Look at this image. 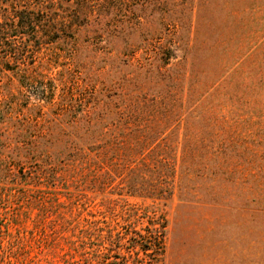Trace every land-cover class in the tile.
Returning a JSON list of instances; mask_svg holds the SVG:
<instances>
[{"label":"rangeland","instance_id":"1","mask_svg":"<svg viewBox=\"0 0 264 264\" xmlns=\"http://www.w3.org/2000/svg\"><path fill=\"white\" fill-rule=\"evenodd\" d=\"M0 1L1 18L8 5ZM35 1L45 12L67 6L92 12L71 32L51 33L53 39L39 31L22 35L19 27V37L0 45V55L9 45L19 48L18 64H0V264H86L95 259L84 249L91 246L83 239L89 228L143 234L153 214L167 223L161 264H264V212L253 213L246 194L255 180L247 174L264 173V0H112L115 14L98 15V24L104 0ZM182 3L189 12L180 10ZM111 27L115 36L105 34ZM177 32L186 53L193 52L180 86L171 87L180 89L177 120L155 151L171 158L170 194L151 201L127 194L118 173L96 181V166L68 147L67 124L84 116L92 96L133 90L134 84L108 79L153 58ZM217 33L223 52L211 54L206 43ZM107 53L131 64L111 65ZM180 54L173 50L169 63ZM138 78L140 87L149 79ZM220 143L228 146L225 154L216 151L210 162L209 151ZM114 149L111 159L123 154ZM217 165L230 172L227 179L205 187L198 179L186 193L183 170L212 177Z\"/></svg>","mask_w":264,"mask_h":264},{"label":"trees","instance_id":"2","mask_svg":"<svg viewBox=\"0 0 264 264\" xmlns=\"http://www.w3.org/2000/svg\"><path fill=\"white\" fill-rule=\"evenodd\" d=\"M6 1L8 9L1 12L0 18V45L11 37H19V27L22 35L28 33L34 35L39 31L43 36H50L53 39L54 36H51V33H56L57 30L64 32L65 29H69L71 32L73 25L80 26L82 25L81 21L86 23L87 15L92 12L91 8H89V12L85 13L80 9L70 11L71 9L67 5L61 12H57V10L45 12L43 9L33 6L35 0ZM186 1L189 3L190 0ZM104 2L106 10L98 9L95 12L94 22L97 24L101 21L98 18L100 15L113 17L112 15L115 14L114 2L112 0H104ZM175 2L176 0H170L172 5ZM186 7L187 5L182 3L180 10L189 12ZM230 15L234 18L238 17V12H230ZM110 29L109 32L105 31V34L115 36L112 32L115 28L111 27ZM102 31L103 29L99 33L101 34ZM178 34L179 32L174 34V41L160 45L159 51L155 52L153 58H146L144 61L134 64V69L125 75L124 73L117 74L120 77H116L114 81L108 79L115 86L116 81L120 79L123 84H134L133 90L126 88L118 91L111 90L114 91L113 94L101 99L96 95L93 99L92 96L91 100L94 101L84 116H81L80 119H72L67 124V127L70 128L68 147L72 152H84V160L90 161L96 166V181L103 175H106V180L109 181L112 176L118 173V176H122L121 179L126 183L124 186L127 194L147 198L151 201H160V199L168 197L174 173L170 156L166 152L163 157L157 156L155 151L159 148L158 138L166 130L174 127L173 125L177 120L180 89H171V87L172 85L180 86L187 54L193 52V48H190L189 52L186 53L185 39ZM218 38L219 33L215 34L212 40H207L206 48L209 53L223 52L225 41ZM172 46L173 48H171ZM176 49L181 50L180 59L171 65L169 60L173 50ZM109 54L107 53L108 58H111V65L120 62L124 66L131 64L129 61L128 64L126 60L115 56L111 57ZM17 56H19V48L9 45L0 55V64H7L9 59L18 64L19 58ZM110 71H114V68H111ZM110 71L107 70L106 74L111 73ZM140 73H143L146 79L149 78L143 84V87L146 88L137 84ZM215 83L216 81L213 82L212 87ZM155 126H163L164 128L153 130ZM118 135H121L120 138ZM206 138L210 139L211 137ZM80 141H85V143L81 145L79 144ZM106 144L109 146L105 147ZM207 145L212 150L213 145ZM114 146H118L123 154L117 155L118 158L111 159L109 154L115 151ZM227 147L222 143H220L219 148L216 145L213 152L209 151L211 157L208 160L212 162L216 159L214 157L216 151L225 154ZM220 158L219 155L218 163L223 162ZM188 161L192 162L190 157L187 159L186 165H188ZM226 172L221 165H217V169L211 171L212 177H208L204 171V174H201L199 169L193 171L187 167L182 173V187L186 189L187 194H191L188 189L191 185L189 186L188 183L199 179L203 181L202 186H209L210 182L227 179ZM226 174L229 176L230 172ZM247 175L259 180L257 183L254 180L253 184L251 182L246 190L250 203H254L251 209L253 213H263L264 204H261L263 196L260 195H264V183L260 184L259 182L260 180L264 182V173H248ZM106 183L105 185L110 184ZM183 198L187 197L183 196ZM147 224L146 229H143L145 231L143 234L134 229L125 230V232L115 230L114 226L102 228L96 225L89 228L91 232L85 235L83 239L87 240L91 246L85 245L84 249H88L86 253L92 255L95 253V259L85 258L86 264H161L164 234L167 231L166 220L161 217L159 219V216L153 214L148 216Z\"/></svg>","mask_w":264,"mask_h":264}]
</instances>
